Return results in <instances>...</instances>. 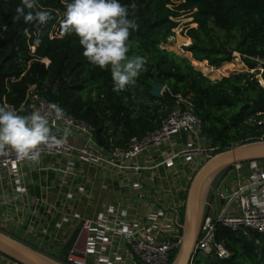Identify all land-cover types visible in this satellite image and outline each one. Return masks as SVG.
I'll use <instances>...</instances> for the list:
<instances>
[{"label":"trees","instance_id":"16d2710c","mask_svg":"<svg viewBox=\"0 0 264 264\" xmlns=\"http://www.w3.org/2000/svg\"><path fill=\"white\" fill-rule=\"evenodd\" d=\"M120 2L135 5L128 9V18L138 26L129 37L132 44L128 55H141L146 63L135 85L117 94L112 91L110 70L90 65L82 55L78 38L61 33L66 0H38L51 14L44 25L26 24L23 18L14 20L20 0H0V106L29 114L27 94L36 87L40 96L58 103L68 116L90 125L97 145L110 149L124 148L132 137L140 138L157 129L180 95L194 104L202 122V136L214 149L213 155L260 141L262 132L253 122L258 113L253 105L264 98V88L257 82L259 76L264 81V71L213 81L188 59L165 50L163 45L175 37V20L189 14L196 27L187 29L191 45L185 50L192 54L194 65L208 71L206 63L202 64L207 62L217 70L239 54L254 70L259 62L264 63V0ZM157 83L165 87L161 98L152 95V84ZM248 165L242 164L243 168ZM216 239L233 253L230 259L220 260L196 251L190 264H264V234L251 233L247 237L218 226ZM72 244L69 242L56 254L27 245L62 264H70L67 253ZM176 255H172L171 263Z\"/></svg>","mask_w":264,"mask_h":264},{"label":"built area","instance_id":"2783aa9c","mask_svg":"<svg viewBox=\"0 0 264 264\" xmlns=\"http://www.w3.org/2000/svg\"><path fill=\"white\" fill-rule=\"evenodd\" d=\"M258 65H261L258 71L263 72L264 63ZM257 82L264 88L260 76ZM164 91L165 87L162 94ZM27 100L29 114L39 111L48 120L52 135L58 141L52 147L40 146L39 160L65 159V169L57 171L73 179L81 176L75 172L76 161L118 178L128 175L131 192L123 195L122 200L96 206L97 211L88 200L87 205L94 213L92 218L80 213L73 215L76 223H72L68 215L61 218V224L71 226L68 239L61 242L67 245L73 241L67 261L70 264H172V255L183 245L181 212L186 199H182L181 206L176 203L167 206L162 184L172 181L183 184L187 197L194 178L214 153V149L204 143L202 122L195 114L192 101L177 96L173 109L157 129L140 138L132 137L124 148L106 149L97 145L90 125L68 116L58 103L40 96L36 87L29 89ZM53 105L55 108L51 107ZM253 122L261 130L260 141L264 142V112H258ZM68 133L84 139L83 146L71 144ZM181 136L186 137V143H181ZM32 162L28 158H17L10 149L0 150V182L3 177L8 179L10 190L25 197L27 176L21 169ZM231 177L233 184L229 190H215L194 250L220 260L230 259L233 253L223 241H217L218 226L240 231L247 237L251 233L264 234V162H251L246 168L236 165ZM70 185L66 187L69 201H77L89 192L86 185H72V182ZM0 261V264H20L1 253Z\"/></svg>","mask_w":264,"mask_h":264},{"label":"clouds","instance_id":"9594fccd","mask_svg":"<svg viewBox=\"0 0 264 264\" xmlns=\"http://www.w3.org/2000/svg\"><path fill=\"white\" fill-rule=\"evenodd\" d=\"M129 7L135 5H124L120 0H66L60 24L62 34L78 38L90 65L110 70L112 91L117 94L135 85L146 63L141 55H128L132 44L129 37L138 27L128 18ZM15 12L14 20L23 18L26 24L44 25L51 19L38 0H20ZM57 143L48 120L39 111L21 115L12 107L0 106V150L10 149L19 159L39 162L40 146Z\"/></svg>","mask_w":264,"mask_h":264},{"label":"crops","instance_id":"0c3cea01","mask_svg":"<svg viewBox=\"0 0 264 264\" xmlns=\"http://www.w3.org/2000/svg\"><path fill=\"white\" fill-rule=\"evenodd\" d=\"M188 45H191V41ZM183 58L189 61L192 60L190 62L194 64L192 54ZM207 67L210 66L208 65ZM180 139L181 143H186L185 136H181ZM68 141L77 147H81L84 144V139L76 136H68ZM204 143L209 146L205 139ZM65 164V159L45 157L39 162L23 165L21 171L27 176L26 184L28 189L27 195L23 198L10 190V182L2 176L3 181L0 182V231L45 250L47 253L52 254L53 252L56 254L59 250L66 247L61 242L68 239V230H71V226L61 224L60 220L64 215H68L72 223L77 222L73 216L74 213H80L83 216L92 218L94 213L87 205L88 200V203L95 205L94 208L97 211L98 208L96 206L122 200L123 195L126 196L128 192H131L127 182L128 175L126 174L118 178L113 173L97 172L94 168H87L79 161H76L75 172L81 176H75L73 179L72 176H65L62 172L57 171L58 169H65ZM87 172L90 173L85 176ZM229 181L225 186L226 191L229 190L227 188ZM70 182H72V185H86L89 192L84 193L83 197H80L77 201L67 200L66 187L71 186ZM220 188L219 185L217 189ZM162 189L165 190L163 196L167 199V206L171 203L181 206V203H183L182 199H187L184 193V186L179 182L164 183L162 184ZM171 198L173 199L171 200ZM183 212L185 215V208ZM40 241L45 244L42 245ZM0 263L2 262L0 261Z\"/></svg>","mask_w":264,"mask_h":264},{"label":"water","instance_id":"95a60500","mask_svg":"<svg viewBox=\"0 0 264 264\" xmlns=\"http://www.w3.org/2000/svg\"><path fill=\"white\" fill-rule=\"evenodd\" d=\"M163 90V85L152 84L154 97L161 98ZM253 109L257 112H264V98L255 103ZM68 135L77 136L74 133H68ZM258 161H264V142L261 141L235 146L216 154L200 169L187 193L183 245L172 264H190L192 262L195 242L201 228L203 210L207 204L211 187L217 178L226 173L220 184L221 190L225 192L226 183L233 174L231 169L234 166ZM0 253L20 264H62L31 246L11 238L2 231H0Z\"/></svg>","mask_w":264,"mask_h":264},{"label":"rangeland","instance_id":"374dc122","mask_svg":"<svg viewBox=\"0 0 264 264\" xmlns=\"http://www.w3.org/2000/svg\"><path fill=\"white\" fill-rule=\"evenodd\" d=\"M172 1H175V0H172ZM175 21L178 23V27L174 30L175 37L170 39L165 45H163V48L169 52L175 53L178 56L187 57L190 55V53H188L185 49L189 46L188 43L191 41L186 35L187 29L188 28H194V27H196V25L193 23V18L189 14L184 15ZM190 61H192V60H190ZM45 62L48 63L47 60ZM204 63H206V62H203L202 64H204ZM192 64H193V62H192ZM206 65H207V63H206ZM228 65L229 66L231 65L232 67L229 69L227 67ZM194 67H196L195 69L200 70L206 77H208L210 80H213V81L214 80H221L222 78L229 77V76H232L235 74L247 73V72L251 73L253 71L255 72V71L261 69V65H258L254 70H250L246 66V64L242 61V58L239 54L238 55L234 54V57H233V60L231 63H228V64L226 63L222 67L218 68L217 70H215V68H213V67H209V69H207L208 71H205L204 69L197 67L196 65H194ZM210 69L215 70V71L213 73L211 71L209 72ZM218 70H220L219 73L216 72ZM213 156H215V155H213ZM222 177H224V176L222 175ZM221 181L222 180H221V176H220L219 178H217V180L215 181V183L211 187V190H210V193H209V196L207 199V204L205 205V208L203 210V217H202V221H201V228H200L198 238H199V236L203 230L205 217L208 214L209 206L211 205V203L213 201L214 192L219 187V185L221 184ZM232 181L233 180L229 181L227 188H230L232 186V184H233ZM181 215H184L183 210L181 212ZM198 238H197V240H198ZM197 240H196V242H197ZM196 242H195V246H196ZM199 262H202V260L200 259Z\"/></svg>","mask_w":264,"mask_h":264},{"label":"flooded vegetation","instance_id":"af4514ba","mask_svg":"<svg viewBox=\"0 0 264 264\" xmlns=\"http://www.w3.org/2000/svg\"><path fill=\"white\" fill-rule=\"evenodd\" d=\"M219 181V180H218Z\"/></svg>","mask_w":264,"mask_h":264}]
</instances>
